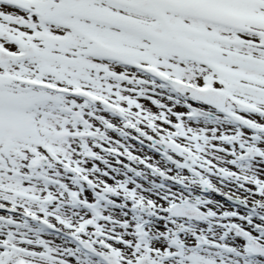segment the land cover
Listing matches in <instances>:
<instances>
[{
  "label": "snow or ice",
  "instance_id": "1",
  "mask_svg": "<svg viewBox=\"0 0 264 264\" xmlns=\"http://www.w3.org/2000/svg\"><path fill=\"white\" fill-rule=\"evenodd\" d=\"M0 264H264V0H0Z\"/></svg>",
  "mask_w": 264,
  "mask_h": 264
}]
</instances>
